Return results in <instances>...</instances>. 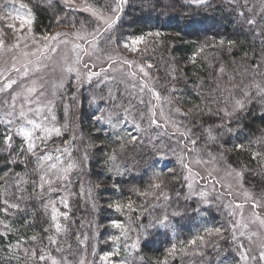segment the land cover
Returning a JSON list of instances; mask_svg holds the SVG:
<instances>
[{"label":"trees","instance_id":"1","mask_svg":"<svg viewBox=\"0 0 264 264\" xmlns=\"http://www.w3.org/2000/svg\"><path fill=\"white\" fill-rule=\"evenodd\" d=\"M19 1L28 5L34 17L33 31L39 35L52 32L59 26L72 28L73 20L76 27L80 26V21H85L86 25L95 24L94 19L85 12L70 9L58 0ZM91 1L102 6V0ZM244 3L245 0H207L206 5L197 6L179 0H129L122 19L111 33L118 38L117 42L109 45L105 41L102 47L112 49L125 39L142 34L149 37L148 60L155 65L158 74L171 87H175L173 94L180 105L188 110L186 117L181 118L182 125L191 129L199 138L211 129L215 139L209 138L208 151L223 152L227 162L243 172L244 183L249 188L263 191L264 158L254 159L251 153L264 152V145L255 143L258 138L264 139V101L246 104L242 111L228 121L223 118V112L217 113V109L232 108L234 103L227 98L241 97V92L234 89V85L243 88L254 80H264V36L260 34L259 24L253 28L246 23L249 18L259 20L256 13L259 12L261 0H247V7H243ZM248 9L253 11L249 12ZM240 12L244 15H238ZM57 17L62 22L58 23ZM260 24H264V21ZM155 32L161 33V36L157 38L146 35ZM229 41L233 43L229 44ZM202 46L201 52L199 49ZM256 64H260L259 74L253 68ZM221 67L223 72L220 71ZM72 88L74 84L70 82L66 92L60 96V102L55 104V122L61 123L60 126L67 123L71 125L75 107L82 109L85 121L81 123L77 136L76 132L68 129L63 130L59 137L53 135L47 142V150L54 154L58 146L73 140V137H77L80 142L85 141L84 154L79 151L72 154L78 167L70 174L75 173L70 177L72 184L69 190L75 195L69 197L67 209L59 203V197L66 195V191L45 193L38 199L39 188L34 191L31 183L33 180L38 182L33 171L36 168L35 159L29 157L26 166L25 163H8V151L0 143V177L8 173L7 183L0 180V185H3L0 187V200L6 198L10 203L20 205V210L14 215L6 217L0 213V220L13 229L9 236L0 238V249L10 242L14 243L21 236L28 238L32 235L44 239L35 244L28 241L22 247L46 246V237L57 235L54 230L44 231L51 224V208L45 212L43 204L48 199H53L57 201L61 212L69 211V219L60 220L68 229L66 234L60 233L57 236L61 246L67 249L71 245L74 258L84 255L88 264L93 260L96 264H101L100 256L117 248L119 254L113 257L114 260H125L128 264H156L164 259L173 244L177 246V254L168 257L169 264H236L238 253L231 242L228 211L212 205L205 206L197 198L184 199L187 195L184 179L186 174L178 151L173 147L166 148L161 141L149 140L151 134L148 132L147 120L142 122L146 131L137 132L130 123L114 129L106 122L94 119L99 115V108L112 109L122 116V109L113 108L114 103L122 102L127 107L131 102L135 106L131 110L134 115L139 111L146 112L147 108L133 100L131 94L127 98L123 97V91L120 89L118 92L115 83L110 85L107 82L97 87L92 82L80 94ZM109 88H112L116 100H99L100 96L107 97ZM93 97H97L95 103L92 102ZM115 122L114 119L113 123ZM3 131L4 125L0 124V132ZM126 131L137 136V140L130 142V138L125 136ZM161 133L167 137L164 131L161 130ZM121 136L124 137L123 140L118 138ZM19 143L20 138H15L13 149ZM236 145H244V149H238ZM12 154L15 156L14 150ZM113 156L114 159L111 158ZM83 163L86 189L81 192L82 173L78 174L77 170ZM18 179L21 183L17 186ZM153 183H162V188L153 190L150 187ZM53 186L61 187L59 184ZM145 191L166 193L170 200L165 202L161 198L157 201L153 196L139 194ZM177 192H180L179 197ZM129 201L133 202L131 210L126 207ZM116 203L125 207L118 211ZM164 204H167L169 214L172 211L184 213L176 217L170 215L174 227H143L154 217L162 215L164 209L159 205ZM0 207L3 205L0 204ZM195 208L199 210L192 211ZM113 220L122 224L124 230L113 227ZM217 227L224 230L222 239L214 233L208 236L204 231ZM86 230L87 240L80 244L77 235L83 240ZM4 231L6 229L0 225V232ZM198 235H204L205 242L197 241L196 245L189 246L187 241ZM112 236H118L119 241L109 239ZM137 242V248L133 249L132 245ZM93 246L95 255L92 252ZM181 248L185 251L180 252ZM8 255L0 250V264H33L32 261L25 260L22 251L17 253L19 260L8 261Z\"/></svg>","mask_w":264,"mask_h":264},{"label":"snow or ice","instance_id":"2","mask_svg":"<svg viewBox=\"0 0 264 264\" xmlns=\"http://www.w3.org/2000/svg\"><path fill=\"white\" fill-rule=\"evenodd\" d=\"M13 4L16 3V0H12ZM189 3L197 6H204L207 3V0H189ZM64 4L72 9L75 4V0H64ZM129 4V0H114V3L111 5H104L103 7L88 4L87 0H85V6L83 8L77 9L79 11L88 12L92 17L95 18L96 27L92 32L88 33V35L92 36L91 42H89V48H84L83 45L79 43H73L68 39L58 40L59 37H68L70 35H74L76 38H81V32L86 27L85 21H80V27H76V22L73 20L72 28L76 29L73 33L68 32H57L54 35H43L38 41L33 33V23L34 17L28 9V5L24 3L19 4V9L15 10V13L2 12L0 13V56L4 53H13L11 55V65L7 66V62L0 64V78H3L6 72H15L17 74L16 78H13L11 75L7 77L6 82L0 86V93H6L7 96L0 100V124L4 125V131L0 132V143L4 145V149L8 151L9 159L8 163L16 164V163H25L29 157H32L36 161V168L33 170L37 177L38 182L36 180L31 181L33 184V190L39 188V195L37 198H41L42 196L47 194L58 193L60 191H66V195L59 197V203L64 206V208H69V197L75 195V193L71 192L70 186L72 184V180L70 178V173L78 167V164L75 161L69 160L67 163L61 159L60 156H53L47 150V142L53 135L59 137L62 135L61 127L67 128V124L63 126H55V121L57 117L53 114L54 104L52 101H49L45 105H40L39 99L33 100L31 97L33 94H37V97L44 96L43 85L38 84V80L42 79L37 74L40 73L43 69L47 67V65L43 62L45 59H50L46 55V53H56L58 51L59 45L63 44L67 46L71 44V51L74 54V60L71 64L66 62L67 57H65V66L63 71L70 75L75 73V79L78 83L82 82L81 80V72L80 69L76 67L77 64H81L84 60V56H92L96 52L101 51L99 44L107 41L109 45L116 43L118 38L116 36L111 35L114 30V27L117 23L122 19V15L125 13V7ZM243 7H247V0ZM249 12L253 11V9H248ZM238 15L243 16L244 13L240 12ZM259 16V20L254 18H249L246 20V23L249 26L255 28L258 24L260 25V34L264 36V24H260L261 21H264V0H261L259 6V12L256 13ZM57 22H62L60 17H57ZM18 22V25H17ZM103 25V27H101ZM11 31L14 33L13 42L8 43L7 32ZM147 36H154L159 38L161 33H148ZM31 40L33 47L30 48L28 41ZM43 41V47H35V45L39 44ZM52 42H55L53 44ZM144 44V48H140V44ZM223 44V41L220 42ZM233 42L229 41V44ZM148 41L144 34L138 35L135 37L127 38L122 43V47L125 50L130 51L133 54L142 55L148 51L147 48ZM199 51H203V46L199 49ZM83 53V55L81 54ZM99 59V57H97ZM106 59L109 61L108 68L101 67L99 71H92V68L96 67L95 63L91 64V67L88 63H83V68L87 69V73L84 76V82L91 84L93 82V78L97 80V87L104 85L105 83L115 80V77L109 76L107 73L109 70L115 72L118 69L113 67L114 64H119V70L123 71L127 68V72L124 74L128 77H131L135 80L138 75L140 76V85L139 92L141 94L148 92L152 93V96L155 98L156 103L153 104L151 99L145 100L143 96L138 97V102L141 105H144L147 108V111H139L135 115L131 111L134 109V105L129 102L128 106L125 107L124 104L114 103L113 108L122 109V116L119 112L113 111L108 108H99V115H96L94 119L96 121L106 122L112 128H120L122 125L126 123H130L134 126V129L137 132L146 131L145 128L142 127V122L147 120L148 127L151 128L155 125L157 128L161 127L160 119H163V127H167L171 125L173 129L172 135H179L182 137L178 142L181 143L184 147H187V144L184 142L195 145L197 143L196 139L191 138V129H188L182 124L178 123L171 115V112L181 113V109L179 107H175L171 109L168 114L165 113L163 106H160V102L163 99L168 104H171V99L169 96L161 97L160 92H158L151 84L148 83L150 77L149 69L153 67L152 64H143L137 63L136 60H129L123 56H112L107 55ZM193 62L195 61V57L192 58ZM19 65V66H18ZM254 71L259 74L260 64H256L253 66ZM138 69V72L136 71ZM221 72L224 71L223 67L220 69ZM36 77V78H32ZM30 80L31 83L29 86H25L23 81ZM19 82V83H18ZM120 83H124V81H120ZM17 85L20 89L19 91L13 89V86ZM56 88L64 87V80H61L58 84L54 85ZM132 89H136L137 85L133 83L131 85ZM234 89H237L241 92V97L236 98L234 96H230L227 99H231L234 102L233 112L242 111L246 104L254 103L257 101H264V80L261 81H253L250 85H245L243 88H240L238 85L233 86ZM38 89H40L38 91ZM9 90H12L9 92ZM171 92H175L176 89L173 88L170 90ZM72 99H75V94H73ZM97 97H93L92 102L95 103ZM99 100L101 101H115L116 95L113 93L112 88L108 89V95L100 96ZM18 101H22L17 107ZM36 104L35 108L30 105ZM26 105H29L26 107ZM67 107V106H66ZM159 107V111L157 112V108ZM45 109L47 110V114H44ZM209 113H211V109H208ZM223 112L225 116H231L233 112H229L228 108L217 109V113ZM186 115V114H184ZM137 116L139 119H137ZM39 118V120L37 119ZM116 120L113 123V120ZM49 120L53 122V126L49 127ZM222 126V125H220ZM219 127V126H218ZM231 131V129H229ZM167 135V133H164ZM125 136L130 138V142H135L137 140V136L132 135L131 132H125ZM208 136L210 139H215L211 134V129H208ZM20 138V143L18 147L13 149V142L15 138ZM123 140L124 137H118ZM75 137H73V140ZM66 144H70V141H66ZM252 143V142H250ZM255 143L257 145H264V139L258 138ZM123 147V144L121 145ZM238 149L243 150L244 145H236ZM13 150L15 151V156H13ZM57 152H61V149L57 148ZM63 153H67L71 156L69 149L65 147ZM195 151V149H193ZM254 159L264 158V152L253 151L251 153ZM114 159L115 157H111ZM85 159H87V154H85ZM179 160L181 164L185 168H188L189 172H191V168L188 164L184 163V156H179ZM197 163H208V161H202L197 159ZM235 171V170H233ZM231 175V173H229ZM237 177L242 179L243 172L236 171ZM19 176L20 174H16ZM211 175V174H209ZM159 176V174H157ZM8 173H5L3 177H0V180H4L7 183ZM184 179L186 181H190L189 176H185ZM203 179V178H202ZM24 183H28V181H23ZM219 181H217L218 183ZM21 181L18 179L16 181V185L18 186ZM54 184H59L61 187H54ZM3 187V185H0ZM153 190L161 189L162 183H153L150 185ZM189 189V193L184 197L185 200L191 199L194 196H199L203 203L209 204L208 200V192L201 190L196 192L193 190V185L191 182L187 185ZM229 189L231 185L228 186ZM243 187V184H241ZM214 189V186H213ZM215 190V189H214ZM81 192H83V185H81ZM144 196H153L155 200L159 201L161 198L165 202L170 200V197L166 193H158L156 194L154 191L149 192L145 191L139 193ZM223 193H221L222 195ZM245 200L243 203H236L233 205H227L226 207L233 208L232 211L229 212V215L235 218L237 214L239 215V219H234L230 221V230L232 232L231 242L235 245V250L237 251V260L236 264H264V196L257 197L252 192L245 190L244 191ZM177 197L180 196V192L176 193ZM227 195L231 196L232 192L228 191ZM0 204L3 207H0V213H3L6 217L14 215L16 211L20 210V205L18 203H10L8 199L0 200ZM245 205H248L251 208V216L246 220L244 217V208ZM164 209L162 215L160 217H154L149 221L147 226H143L146 228H173L174 225L170 219V215L172 217L181 216L184 213L180 211H172L171 214L168 212L167 204L159 205ZM45 212L49 208H51V224L49 228L44 229L45 232H50L54 230L57 235H48L46 237L48 244L44 247H22L23 244L31 241L35 244L37 241H42L44 238L38 235H32L31 237L25 238L23 236L19 237L15 240L14 243L10 242L6 246H4L2 251L8 253V261L13 259L19 260V256L17 253L23 252L25 260L32 261L33 264H88L86 261V257L84 255H80L78 259L74 258V254L71 251V245H68L67 249L61 246L59 239L57 238L60 233H67L68 229L66 225L60 222L61 218L64 220L69 219V211L61 212L57 207V201L53 199H48L46 203L43 204ZM111 207V205H110ZM125 205L120 203L115 204V208L119 211ZM126 207L131 210L133 207V202L129 201ZM198 208L192 209V211H198ZM258 225L256 230L251 229V225ZM0 225L6 229L4 232H0V238L7 237L12 233L13 229L9 224H6L3 220H0ZM113 227L123 229V225L119 222L113 220ZM208 236L213 235V233L223 238L222 232L224 231L222 228H214V229H205L204 230ZM109 239L112 241H119L118 236H112ZM244 239L248 241V245L246 246L244 243ZM77 240L80 244L85 243L87 240V236L84 237L83 240L80 239L79 235H77ZM197 241L200 243L205 242L204 235H198L189 239L187 244L189 246L196 245ZM183 243V242H181ZM138 246V242L132 245V248L135 249ZM219 248V245H216ZM255 248V251H254ZM68 252L66 255L65 252ZM185 249L181 248L180 252H184ZM93 255H95V246H93ZM56 253V254H54ZM117 250L112 252H106L102 256H100L101 264H128V261L125 260H113L112 257L117 256ZM177 254V246L175 244L172 245L170 249L167 250V255L163 260L157 261L156 264H169L168 257L175 256ZM72 257V258H70ZM91 264H95V261H92Z\"/></svg>","mask_w":264,"mask_h":264},{"label":"rangeland","instance_id":"3","mask_svg":"<svg viewBox=\"0 0 264 264\" xmlns=\"http://www.w3.org/2000/svg\"><path fill=\"white\" fill-rule=\"evenodd\" d=\"M58 1H61L62 3H64V0H58ZM179 1H184L186 3H189V0H179ZM101 2H102L101 7H103L104 5L113 4L114 0H102ZM20 3H22V2L19 0H16L15 4H13L12 0H0V13L9 12V11L15 13V10L19 9ZM87 3L98 5L97 3H95L91 0H87ZM84 6H85V0H75V4H74L73 9H80V8H83ZM98 6H100V5H98ZM28 9H29V7H28ZM85 13L88 14V16L92 17L90 13H88V12H85ZM92 18L94 19V22H95V18L94 17H92ZM17 25H18V22H17ZM93 25H95V26L92 28L91 26H93ZM93 25H86V27L82 30L81 38H79V39L76 38L74 35H70L68 37H59L58 40L68 39V40L72 41L73 43H79V44L83 45L84 48H89V51H91V48L89 47V42H91L92 36L88 35V33L92 32L93 29L96 27V22ZM79 27H77V28H79ZM101 27H103V25H101ZM75 31H76V29H74V28H69L66 26H59L58 28H56L52 32H49V33L44 34V35H54L57 32L73 33ZM32 35H34L38 41L43 36V35H39V34L35 33L34 31H33ZM7 37H8L7 42L12 43L14 33L11 31H8ZM152 37H154V36H152ZM146 40L148 41L149 37H146ZM52 43L55 44V42H52ZM122 43L120 45L112 48V49L102 47L103 43H100L99 47H100L101 51L96 52L92 56H84L83 62L81 64L76 65V67L79 68L80 72H81L82 82H80V83H78L76 81L75 73L68 75L63 71L64 66H65V57H67L66 62L68 64H71L75 58L74 54L71 51V44H68L67 46H65L63 44L59 45L58 51L56 53H50V52L46 53V55L48 57H50V59H45L43 61L47 65V67L45 69H43L40 73L37 74L39 77H42V79L38 80V84L43 85L42 90L45 93L44 96L37 97V94H33V96L31 98L34 101L37 100V98H38L40 105H45L49 101H52L54 104V107H55V104L57 102H60L59 101L60 96L62 97L64 92H66V89H67L68 84L70 82H73V84H74V88H72V90H76V92H78L79 94L81 93L83 88L89 86V84H87V82H84V76L87 73V69L83 68V63H88L90 67H91L92 63H95L96 67L92 68L91 70L92 71H99L101 67H104L106 69L108 68L109 61L106 59L107 55H112L114 57L123 56V57L128 58L129 60H136L137 63H143V64L150 63L153 65V67L148 70L150 73V77H151V79H149L148 83L151 84L158 92H160L161 97H164V96L170 97V99L172 101L171 104H168L163 99L160 102V106H163L166 114H168L170 112V110L174 109L175 107H179L181 109V113L187 114L186 111H188V110L183 108L180 105V102L178 101L176 96L173 94V92L170 91L173 88V86L171 87L169 85L168 81H166V79L164 77H162L160 74H158L157 70L155 69V65L151 61L148 60L147 52L142 54V55L133 54L130 51L125 50L122 47ZM28 44H29L30 48L33 47L31 40L28 41ZM35 47H43V41H41L39 44L35 45ZM139 47L144 48L145 45L142 43L139 45ZM12 54L13 53H4L2 56H0V64L7 62V66L10 67ZM81 54L83 55V53H81ZM97 57H99V59H97ZM113 67H116L118 70L115 72L109 70L107 74L109 76L115 77V80L109 81L108 83L110 85H114V83H115L117 85L118 92L120 91V89L123 91V93L121 92L123 97L127 98L128 95L131 94L132 99L137 100L136 102H138L137 98L140 96H143V98L145 100L151 99L153 104L156 103V100L152 96L151 92H148L147 90L143 94H141L139 92V85H140V76L139 75L135 80H133L131 77H128L124 74L125 72H127V68H125L123 71H120L118 63L114 64ZM136 71L138 72V69H136ZM9 75H11L13 78H16V76H17V74L15 72H6L4 77L0 78V86H2L6 82L7 77ZM32 78H36V77H32ZM61 80H64V87L63 88L54 87V85L58 84ZM120 81H124V83H120ZM23 83L25 86H29L31 81L25 80V81H23ZM93 83H96V84L98 83L96 78H93ZM133 83H135L137 85L136 89L131 88V85ZM13 89H15L17 91L20 90L17 85H14ZM39 90L40 89H38V91ZM11 91L12 90H9V92H11ZM6 96H7L6 93H0V100H3ZM21 102L22 101H18L17 107H19V104ZM138 104L141 105L139 102H138ZM28 106L29 105H26V107H28ZM30 106L35 108L37 105L34 103ZM75 108H76V112L74 113L75 116L71 122V125H69L67 123V128L61 127V131L63 132V130H66V129H68V131L73 130L74 132H76V136H77L78 129L81 127V123H83L85 121V114H83L82 109H80V107H75ZM233 108H234V104L232 105V108L229 107V112H233ZM53 111H54V108H53ZM158 111H159V107L157 108V112ZM238 112L239 111L233 112V114L231 116H224L223 115L224 116L223 118L227 119L226 121H228L233 117V115H235ZM44 114H47L46 109L44 111ZM53 114H54V112H53ZM184 114L175 113L174 111L171 112L172 117L180 124H182L181 118L183 119L186 117V115H184ZM157 118L160 119L162 126L157 128L155 125H153L152 128H149L148 132H150V134H151L149 137V140H151L152 142L161 141V142H163L164 145H166V148L168 146L173 147L176 151H178L177 153H179V156H181V155L184 156V163L188 164L189 167L191 168V172H189L188 168H185L183 166V164H181L183 166L184 173L186 174V176L190 177V181L185 180V187H186L187 194L189 193V189H188L187 185L189 182H191L193 185L194 191L199 192L201 190H204V191L208 192V200L210 203L209 204L203 203L201 198L198 195L194 196L192 198H197L205 206L212 205V206H216L217 208L225 209L228 211V214H229V212L232 211L233 208L226 207V206L227 205H233L234 206L236 203H243L245 200V197L243 194L245 190L252 192L257 197L264 196V190L263 191L252 190L251 188H249L244 183L243 177L241 179L240 177L236 176L235 172L240 171V170L235 168L234 166H232L230 163L227 162V160L225 159V157L223 155V152L222 153L221 152L212 153V152L208 151L207 146H208V143L210 140L208 133L204 132V134H201V136L199 138L198 136L194 135L191 132L190 133L191 138L196 139L197 143L195 145H192V144L188 143L187 141H185L184 143L187 144V147H184L181 143L178 142L180 139H182V137H179L178 134L175 136L172 135L173 129H172L171 125H168L167 127H163V119L160 118L159 116ZM37 119L39 120V118H37ZM54 123H55V126L61 125V123H58V124L56 122H54ZM48 126L49 127L53 126V122H51L49 120ZM182 126H184V125H182ZM127 127H129V125H127ZM161 130L164 131L165 133H167V137H164L162 135ZM70 142H71L70 144H63V146H58L57 148H59V149L61 148V152L55 151L54 154L52 152V155L54 157L60 156L61 159L63 161H65V163H67L69 160L73 161L72 154H74V151L75 152L79 151V153L80 154L82 153V155L84 154L83 150L84 151L86 150V145L84 144L85 141L80 142V140H78V138L75 137V139L70 140ZM86 142H87V139H86ZM88 143H89V141H88ZM65 147H67L69 149L71 156H69L66 153H63L62 150ZM193 149H195V151H193ZM65 155H66V157H65ZM197 159H200L202 161H208V163H197L196 162ZM76 169L77 168H75L74 170H76ZM233 170H235V171H233ZM78 171H79L78 174L82 173L80 175V177H81V183H83L82 185L84 186V185H86V181L84 180V179H86V170H84V163L77 170V172ZM229 173H231V175ZM74 174L70 175V177L73 176ZM209 174H211V175H209ZM217 181H219V182L217 183ZM241 184H243V187H241ZM229 185H231L230 189L228 187ZM213 186H214L215 190L213 189ZM83 189L85 190L86 187L84 186ZM228 191L232 192L231 196L227 195ZM221 193H223V194L221 195ZM251 211H252L251 208L248 205H245L244 217L246 220L251 216ZM229 218H230V221H233L234 219H239V215L237 214V216L235 218H233L232 216L229 215ZM257 228H258V225H255V224L251 225L252 230H256ZM87 231L88 230H86V236L88 235ZM244 243L246 246L248 245V241L246 239H244ZM254 251H255V248H254ZM112 259L114 260L113 257H112ZM93 261H95V260H93ZM91 262L92 261H90L89 264H91Z\"/></svg>","mask_w":264,"mask_h":264}]
</instances>
